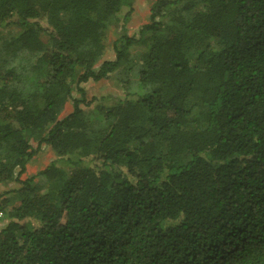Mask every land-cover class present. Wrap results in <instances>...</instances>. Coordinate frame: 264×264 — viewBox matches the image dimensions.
Returning a JSON list of instances; mask_svg holds the SVG:
<instances>
[{
  "label": "trees",
  "instance_id": "16d2710c",
  "mask_svg": "<svg viewBox=\"0 0 264 264\" xmlns=\"http://www.w3.org/2000/svg\"><path fill=\"white\" fill-rule=\"evenodd\" d=\"M133 3L0 0V264H264V0Z\"/></svg>",
  "mask_w": 264,
  "mask_h": 264
},
{
  "label": "rangeland",
  "instance_id": "374dc122",
  "mask_svg": "<svg viewBox=\"0 0 264 264\" xmlns=\"http://www.w3.org/2000/svg\"><path fill=\"white\" fill-rule=\"evenodd\" d=\"M156 1L157 0H134L133 8L126 22L124 21V15L127 12L126 9L118 15L117 22L110 27L107 33V51L104 60L114 57L113 45L123 34H132L139 26L149 22L150 10ZM84 88L87 91V97L89 99L93 97L98 99L101 97L108 98V101L105 102L107 105L114 103L117 98H122L124 96V90L116 75L101 80L100 82H89L84 84ZM71 111L72 105L67 104L61 116H66ZM34 146H36V144H34ZM55 159L56 156L53 151L46 146H42V149L28 163L26 172L21 176V179L25 180L34 177L36 184L43 185L44 179L40 176V173ZM16 188H18V186L15 183L0 181V194ZM6 223L7 221L2 220L0 215V229L4 227Z\"/></svg>",
  "mask_w": 264,
  "mask_h": 264
}]
</instances>
